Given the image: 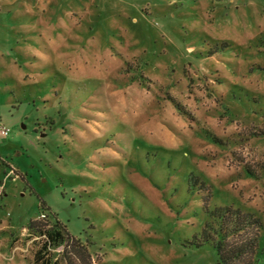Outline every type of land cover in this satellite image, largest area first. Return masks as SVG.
<instances>
[{"label":"rangeland","instance_id":"1","mask_svg":"<svg viewBox=\"0 0 264 264\" xmlns=\"http://www.w3.org/2000/svg\"><path fill=\"white\" fill-rule=\"evenodd\" d=\"M3 129L0 264H216L206 195L264 264V0H0Z\"/></svg>","mask_w":264,"mask_h":264},{"label":"trees","instance_id":"2","mask_svg":"<svg viewBox=\"0 0 264 264\" xmlns=\"http://www.w3.org/2000/svg\"><path fill=\"white\" fill-rule=\"evenodd\" d=\"M199 184L205 188L202 182ZM208 198L207 195L202 198V207L211 221L204 224L201 235L202 242H207L215 251L216 264H259L256 255L259 252L260 231L263 228L261 220L250 212L232 207H216L210 210ZM39 208L40 211L49 210L43 202ZM41 215H43L42 219L29 222L30 229L33 224H36L37 230L44 236L41 248L34 255L36 264H49L47 257L44 261L42 260V250H46L50 246L67 244L72 252H83L86 256L84 257L85 263L92 264L87 248L79 242L78 238L65 231L56 218V214ZM49 218L50 224L47 222ZM200 245L201 243L198 242L197 246ZM53 264L56 263L53 262ZM68 264H71L70 261Z\"/></svg>","mask_w":264,"mask_h":264},{"label":"built area","instance_id":"3","mask_svg":"<svg viewBox=\"0 0 264 264\" xmlns=\"http://www.w3.org/2000/svg\"><path fill=\"white\" fill-rule=\"evenodd\" d=\"M0 134L2 135V136H7V134H8V131L5 129H3V130H1L0 131ZM43 217V215H41V218Z\"/></svg>","mask_w":264,"mask_h":264}]
</instances>
